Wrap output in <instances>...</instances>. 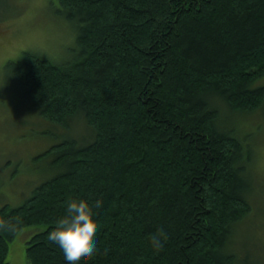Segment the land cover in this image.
<instances>
[{
	"label": "trees",
	"instance_id": "1",
	"mask_svg": "<svg viewBox=\"0 0 264 264\" xmlns=\"http://www.w3.org/2000/svg\"><path fill=\"white\" fill-rule=\"evenodd\" d=\"M56 2L77 27V59L25 51L5 69L41 118L80 116L91 135L49 147L41 156L60 172L0 208L11 225L0 226V264L28 226L43 227L28 262L59 264L47 232L69 199L96 234L88 264H235L228 246L251 211L253 148L229 121L264 112V0Z\"/></svg>",
	"mask_w": 264,
	"mask_h": 264
},
{
	"label": "rangeland",
	"instance_id": "2",
	"mask_svg": "<svg viewBox=\"0 0 264 264\" xmlns=\"http://www.w3.org/2000/svg\"><path fill=\"white\" fill-rule=\"evenodd\" d=\"M58 10L56 0H0V208L20 206L39 184L60 172L55 156H41L49 147L68 138L88 142L91 135L80 116L67 126L41 118L20 100L17 85L5 69L9 61L20 62L25 51L55 64L77 59V27ZM222 111L229 116L228 110ZM229 125L253 148V158L251 211L235 227L228 250L235 264H264V112L234 115ZM41 230L22 228L9 243L7 263L30 264L25 248Z\"/></svg>",
	"mask_w": 264,
	"mask_h": 264
},
{
	"label": "clouds",
	"instance_id": "3",
	"mask_svg": "<svg viewBox=\"0 0 264 264\" xmlns=\"http://www.w3.org/2000/svg\"><path fill=\"white\" fill-rule=\"evenodd\" d=\"M89 211L94 213L96 209L92 207ZM0 226L11 227L3 221ZM95 235L88 213L80 203L69 199L65 214L47 232V241L51 243L59 264H88L97 252ZM153 242L158 245L159 239L154 236Z\"/></svg>",
	"mask_w": 264,
	"mask_h": 264
}]
</instances>
